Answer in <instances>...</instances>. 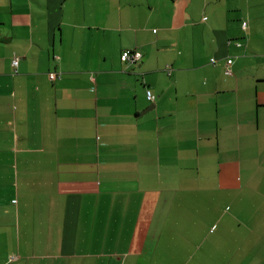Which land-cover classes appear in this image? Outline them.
I'll use <instances>...</instances> for the list:
<instances>
[{
	"label": "crops",
	"instance_id": "1",
	"mask_svg": "<svg viewBox=\"0 0 264 264\" xmlns=\"http://www.w3.org/2000/svg\"><path fill=\"white\" fill-rule=\"evenodd\" d=\"M0 264H264V0H0Z\"/></svg>",
	"mask_w": 264,
	"mask_h": 264
},
{
	"label": "built area",
	"instance_id": "2",
	"mask_svg": "<svg viewBox=\"0 0 264 264\" xmlns=\"http://www.w3.org/2000/svg\"><path fill=\"white\" fill-rule=\"evenodd\" d=\"M246 26H247V23L244 22V23H243V27L246 28ZM141 59H142V54H141V52L136 51V50H135V51L128 50V51H125V52L121 55V60H122V62H127V63H137V62H139ZM212 61H214V60H212ZM13 64H14V66H18V64H19V60H18V59H15V60L13 61ZM227 73H228V74H231V71H227ZM58 77H59V76L56 75V74H51V75H50L51 80H55V79L58 78ZM146 98H147V100H148L149 102L152 103V102L155 101L156 96L153 94L152 91L147 90V92H146ZM15 259H16L15 256H12V257H11V260H15Z\"/></svg>",
	"mask_w": 264,
	"mask_h": 264
},
{
	"label": "rangeland",
	"instance_id": "3",
	"mask_svg": "<svg viewBox=\"0 0 264 264\" xmlns=\"http://www.w3.org/2000/svg\"><path fill=\"white\" fill-rule=\"evenodd\" d=\"M232 209V208H231ZM234 240V236H233V238H229V239H223L222 241H223V243L222 244H224V247L222 246V248H228V247H232V245H236L235 244V242L233 241ZM224 250H222V252H223ZM228 251H230L229 249H228Z\"/></svg>",
	"mask_w": 264,
	"mask_h": 264
},
{
	"label": "water",
	"instance_id": "4",
	"mask_svg": "<svg viewBox=\"0 0 264 264\" xmlns=\"http://www.w3.org/2000/svg\"><path fill=\"white\" fill-rule=\"evenodd\" d=\"M153 107H154L153 104L150 105L144 112H147V111L151 110Z\"/></svg>",
	"mask_w": 264,
	"mask_h": 264
}]
</instances>
